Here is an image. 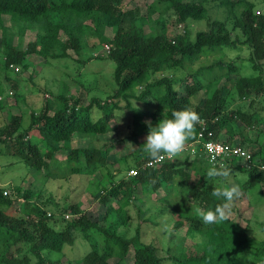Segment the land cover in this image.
I'll return each mask as SVG.
<instances>
[{"label": "trees", "instance_id": "1", "mask_svg": "<svg viewBox=\"0 0 264 264\" xmlns=\"http://www.w3.org/2000/svg\"><path fill=\"white\" fill-rule=\"evenodd\" d=\"M222 6L229 7L224 18L210 15L212 7ZM140 10L132 0H0V111L5 100L19 90L20 84L12 75L14 69L32 66V54L50 60L67 57L70 50L79 54L81 37L88 30L108 46L106 58L114 63L115 84L104 100L94 97L86 103L81 92L77 96L61 92L54 100L44 101L38 110L32 109L26 125L18 114L9 115L0 125V154L24 165L20 179L30 171L37 180L42 177L37 191L17 182L0 186V264H59L60 258L53 259L50 254L74 245L77 238L88 244L79 257L82 264H109V258H116L115 264H127L129 246L132 264H240L243 253L249 251L245 228L229 217L205 224L197 209L204 212L222 203L212 193L228 186L217 185L219 180L207 175L213 167L240 169L247 176L240 188L247 192L259 185L264 193V132L260 130L259 141L247 133L261 121L259 110L250 108L264 94V0H150L146 13ZM154 12L159 14L154 21L160 32L147 35L141 26L144 19L153 21ZM5 20L20 33L15 45L6 38ZM169 20L175 31L170 35L166 31ZM203 20L206 27L192 36L189 23ZM33 27L35 38L24 45L21 35ZM105 27L111 29L112 36L103 32ZM232 48L237 49V57L248 62L253 73H238L240 62L224 61L222 56L193 68L203 57ZM243 50L247 54L244 57ZM175 70L184 75L173 79L170 73ZM231 87L243 104L223 110ZM197 92L202 96L194 104L192 97ZM246 105L249 108H244ZM186 107L194 109L205 124L202 129L197 122L186 144L196 139L199 130L204 137L210 131L213 139L225 135L222 141L250 153L251 167H241L244 159L239 156L213 164L198 143L194 152L183 150L180 163L169 158L146 166L150 158L142 149L149 126ZM123 117L127 121L125 136L120 140L126 137L141 141L130 152L114 156L113 162L120 165L118 170L121 166L134 168L136 174L121 175L109 186L102 185L98 200L105 212L101 220L91 219L80 208V202L63 200L47 189L46 182L75 174L89 188L87 177L100 168H106L113 179L107 168L113 144L96 143L97 137L118 132L117 120ZM78 136L90 138V142L81 147L68 146ZM256 142L258 145L251 150ZM176 179L178 189L173 188ZM138 192L172 207L173 212L180 209L173 228L186 225L185 238L193 239L191 245L195 247L185 252L179 249V255H158L157 248L139 241L137 234L126 238L119 228L128 225L127 207L139 198ZM185 195L197 207L185 206L181 199ZM260 227L264 230V220ZM196 241L202 246H196ZM255 253L264 254V238Z\"/></svg>", "mask_w": 264, "mask_h": 264}, {"label": "rangeland", "instance_id": "2", "mask_svg": "<svg viewBox=\"0 0 264 264\" xmlns=\"http://www.w3.org/2000/svg\"><path fill=\"white\" fill-rule=\"evenodd\" d=\"M123 1L128 2L129 0ZM148 2H150V0H132L134 5L140 7L141 14L146 13V5ZM228 8L229 7L226 8L223 6L212 7L210 15L217 18H224L229 13L227 10ZM157 14V12L152 14L151 18L153 19L150 20L153 21H148L146 19L143 21L141 30L147 35L160 32V28L155 24L159 15ZM170 20L167 21L166 25L168 35L174 34L175 32L173 25L170 24ZM87 23L92 25L91 21H87ZM4 25L7 27L6 38L8 42L15 45L19 40L20 33L15 29L16 26H14V28L12 27L11 21L5 20ZM205 27L206 24L204 20L192 21L188 25L192 36H194L197 30ZM35 29L36 28L33 27L31 30H27L21 35L24 45L35 38ZM103 32L109 36H112L113 33L109 27H105ZM2 34L0 30V39ZM91 34L92 32L88 30L87 33L81 37V50L79 54L70 50L67 57L51 60L44 59L37 54H32L30 57L33 63L32 66L25 70L20 67L14 69L12 75L14 80L20 84L19 90L14 93L13 96L5 100L6 104L0 111V125H2L11 114L21 115L22 121L24 125H26L29 122L28 114L32 109L38 110L44 101L49 99L54 100V97L61 92L72 96H77V94L81 92L84 96V102L86 103L94 97L102 100L106 99L113 91L115 85L112 77L114 63L106 58V48H108L106 43L101 44L99 40ZM236 54H238V51L235 48L223 50V52L216 53L215 56L203 57L193 65V68L201 64L209 63L215 57L222 56L224 61H235V63L238 64L240 62L238 73L246 75L253 73L248 62L243 60V58L237 57ZM246 55L247 54L243 50L242 56L244 57ZM170 74L175 80L184 75L181 70L172 71ZM29 76H32L30 77L31 81L28 79ZM234 77V75H231V78ZM223 80L224 78H222L221 82ZM201 96L202 94L197 92L194 97H192L193 103H198ZM225 102L226 106L223 110L235 108L237 105L243 104V102L238 99L234 87L229 89ZM247 107L248 105L244 108ZM250 109H254L255 111L259 110L261 121L257 127L249 128L247 133L252 139H257L259 141L262 138V134L259 133L260 130L264 132V94L254 102ZM126 121L127 117H123L119 119V121L117 120L118 132L110 131L106 135L97 137V145L105 142L107 144H113V148L107 155V168L111 169L113 179L109 178L110 176L105 170L106 168L103 167L104 169L101 170L100 168L87 177V183L90 185L89 188H86L85 182H83L84 180L82 181L77 175L71 174L67 179L59 177L58 179L48 180L46 182L47 189L56 193L57 196H61L63 200L69 199L71 201L76 200L80 202V208L87 212L91 219L98 220L105 212L104 205L98 200L101 186H109L112 182L111 180H117L121 175L127 177L132 176L128 174L129 169H124L121 166V169L118 170L120 165L117 167V163L113 162L114 156H119L120 154L124 155L130 152L131 149L136 148L138 142L141 141V138L135 141L130 138L127 139L126 137L122 141L120 140L121 136H125ZM34 135H36V133ZM224 137L225 135L222 137L220 136V139L223 140ZM89 139L90 138L78 136L69 142L68 146H86L90 142ZM256 145H258L257 142L251 144V147H253L251 150H254ZM59 156L64 157L65 154L59 153ZM13 160L14 158L11 156L0 154V186L4 187L8 182H17L23 188H32L35 191L39 190L42 184V177L39 176L37 180L34 175L35 173L30 171L24 178L20 179V176L24 173V165L21 163L15 164ZM173 161L175 163L183 161V154L181 153L178 157L174 158ZM56 162L58 163L59 159L56 160ZM241 165V167L248 169V163L245 160H243ZM225 169L228 170L230 174L228 177H216L219 180L217 185L222 186L226 184L228 187L236 186L239 191V195L230 203L228 217L245 228L247 237L249 238L246 244L247 247H250L249 253L244 252L239 262L240 264H264V254L255 253V247L258 246L260 241L264 238V230L260 227L261 221L264 220V193L259 185L253 186L247 192L243 191L240 185L246 180V173L236 168ZM177 181L178 179L174 181L173 188L174 186H176V189L180 188V183ZM138 197L139 198H136L134 204L127 207L129 213L128 225L122 226L119 228V231L123 233L126 238H132L137 234L139 241L152 243L157 248L158 255L164 254L165 252L179 255V249L184 252L187 249L190 250L192 246L191 240L193 239L189 237L185 238L186 225L181 226L180 229L177 230L173 228V223L178 218L177 211H180V209L173 212L172 207L153 198L142 197V194L139 192ZM170 198L173 197L171 196ZM181 199L184 200L185 206L191 204L188 196L185 195ZM179 204L180 202L178 201L177 205L179 206ZM193 207L197 206L191 204L190 208ZM197 210L203 212V209L198 208ZM83 242L85 241L83 240ZM83 242L77 238L74 245L65 246L62 252L51 253L50 257L53 259L60 258L59 264H82V262L79 261V257L83 254L84 250L88 249L87 242ZM196 246L201 247V241L197 242ZM129 247L130 251L125 260L127 264H132L131 259L133 252L132 247ZM192 247L194 248L195 246ZM115 262L116 258L108 259L109 264H115Z\"/></svg>", "mask_w": 264, "mask_h": 264}, {"label": "clouds", "instance_id": "3", "mask_svg": "<svg viewBox=\"0 0 264 264\" xmlns=\"http://www.w3.org/2000/svg\"><path fill=\"white\" fill-rule=\"evenodd\" d=\"M200 115L192 108L175 110L170 117L159 120L155 126H149L143 152L152 160L167 156L170 159L178 157L184 150L185 144L191 137ZM167 158V159H169ZM228 170H218L213 167L208 170L209 177H228ZM212 195L222 203L214 209L199 213L205 224H214L228 219L230 203L238 195L236 186L218 187Z\"/></svg>", "mask_w": 264, "mask_h": 264}, {"label": "built area", "instance_id": "4", "mask_svg": "<svg viewBox=\"0 0 264 264\" xmlns=\"http://www.w3.org/2000/svg\"><path fill=\"white\" fill-rule=\"evenodd\" d=\"M199 123L201 124V127L203 129L205 125L203 119H200ZM211 135L212 133L209 131L208 136L204 137V132L202 130H199L196 139L192 142H188L185 145V148H190V152H194L195 144L198 143L200 144V150H202V152L205 154L209 162H212L213 164H218V163L222 164V162L226 158L228 159L233 156H239L248 163L247 165L248 168L251 167V162H250L251 157H250V153H248L247 150L243 149L239 145L229 144L220 139H213ZM167 158L169 157L162 156L160 159H157V160L150 159L145 163V165L155 166L157 163ZM261 168H263L264 170L263 166H261ZM128 174L135 175L136 169L134 168L129 169Z\"/></svg>", "mask_w": 264, "mask_h": 264}]
</instances>
